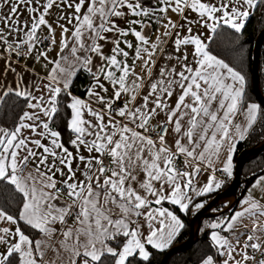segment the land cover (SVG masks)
<instances>
[{"label":"snow or ice","instance_id":"1","mask_svg":"<svg viewBox=\"0 0 264 264\" xmlns=\"http://www.w3.org/2000/svg\"><path fill=\"white\" fill-rule=\"evenodd\" d=\"M261 5L0 0V10L8 9L0 15L7 69L15 71L12 55L33 53L52 65L30 85L21 78L0 94V101H24L13 125H0V185L15 204L0 205V264H149V248L168 249L185 225L165 205L181 213L193 204L203 209L206 201L196 198L223 186L216 172L233 175L237 144L264 115L247 97L243 70L209 50L218 29L241 33ZM54 7L59 39L47 19ZM168 41L173 52L165 55ZM57 46L58 58H50ZM81 69L91 77L86 98L71 91ZM202 171L211 175L200 184ZM262 201L264 176L240 211L211 223L199 264H264ZM244 219L251 227L238 234Z\"/></svg>","mask_w":264,"mask_h":264},{"label":"trees","instance_id":"2","mask_svg":"<svg viewBox=\"0 0 264 264\" xmlns=\"http://www.w3.org/2000/svg\"><path fill=\"white\" fill-rule=\"evenodd\" d=\"M264 31V5L255 9L252 15L246 22L245 28L241 33H234L227 28L218 29L213 39L209 43V50L221 59L232 64L233 66L242 69L246 74L248 80L247 97L252 101L261 105L258 101L253 89V74L252 65L253 59L256 55V43L259 39L261 32ZM259 89L264 96V41L261 43V54L259 59ZM89 86L88 78L84 72H80L75 78L71 91L73 94L83 96L85 90ZM24 107V101L14 95L5 97L0 106V125L12 126L14 121L18 118L21 109ZM262 109L264 107L261 105ZM64 111H69L65 109ZM59 123V121H58ZM62 131V136L67 141L70 133L61 126L59 129ZM264 143V115L259 116L256 124L249 131L247 138L241 142L235 153V163L242 157L244 150L261 146ZM264 172V151L255 155H250L242 161L241 178L242 183L239 187L235 203L245 191V187L252 182V180L259 174ZM232 178L226 180L222 188L209 197H202L205 205L209 203L220 191H223L231 182ZM8 201L12 207H15L12 201V194L8 189L0 185V205ZM221 201V200H220ZM220 201L213 207H217ZM234 203V204H235ZM170 206V205H169ZM172 210L176 211L177 215L182 219L185 227L175 239L173 244L163 252L151 249L152 257L149 264H160L167 251L175 245L184 242L190 234V221L193 212L181 213L177 208L170 206ZM212 212V211H211ZM231 210L228 211V214ZM210 244V232L208 230L202 231L200 229L197 239L190 245L178 250L173 254L166 264H199L200 258L204 252L208 251ZM214 251V249H213Z\"/></svg>","mask_w":264,"mask_h":264},{"label":"crops","instance_id":"3","mask_svg":"<svg viewBox=\"0 0 264 264\" xmlns=\"http://www.w3.org/2000/svg\"><path fill=\"white\" fill-rule=\"evenodd\" d=\"M7 12H8V9H7V7H5L3 10H0V15L6 14ZM253 12H254V10H253ZM60 14H61L60 10L54 7L51 10L50 15L47 17L49 23H51L53 28L56 29L57 39H59L60 29L57 26V24L55 23V21L57 20V18H58V16ZM26 15L27 14L25 13V16ZM169 16L171 17V19L173 21H175L177 23H182L183 22L182 18L180 16L176 15V14L169 13ZM21 19H24V17H22ZM158 27L159 26H157L155 24H153V26H152V39L153 40H155L156 30H157ZM159 31L163 32V28L160 27ZM41 34L42 35H46L47 34V29L45 28L43 30V33H41ZM129 39H134V38L129 37ZM162 47L164 48L165 55L172 54L173 47H172L171 41H168L167 43L162 45ZM105 50L107 51V48ZM58 52H59V47L57 46L49 53L50 58H58L57 57V53ZM34 56H35V53H33L32 56L23 57V58L10 57L11 67H12V69L15 70V71H12V70H8L7 67H6V59H8L7 55L4 52L0 51V94L3 93V91L5 89V86H7V87H15L16 83L21 81V78H23V83L26 86H28V85H30L32 83V81L34 79H37L38 77L45 76L51 70L52 65H47L46 66V62L45 61H43V60L36 61L34 59ZM157 57L158 58L160 57V53L159 52L157 53ZM69 59L71 60V57ZM158 62H162V60H159ZM65 66H67V65H65ZM80 72H84L86 74V77L88 78V81H89L88 73L81 69V70H79L77 72V75ZM77 75H76V77H77ZM75 78L73 79V82H74ZM89 85H90V81H89ZM73 95L81 97V98H86L85 94L83 96H79V95H76V94H73ZM2 101H0V106L2 104ZM243 141H240L237 144V147ZM237 147H236V151H237ZM236 151H235V153H236ZM235 153L233 154V175H234L235 166H236ZM209 175H211V171L205 172L197 182L200 183V184L205 183L207 181V178H208ZM233 175L230 178H232ZM216 176H217L218 179H224L225 182H226L227 179H229L227 177L225 179L222 176L217 175V174H216ZM260 176H264V172H262L261 174L257 175L252 180V182H250V184L247 185V187H245V191L242 193V195L239 197V199L236 201V203H235V200H236L235 197H233V198L232 197H230V198L227 197L226 199L222 198L221 201H220V204L217 207L211 209V211L213 213H217V215L215 217H212V218H206V219H211V221H209V224L207 225V228H205V229L208 230L209 232H211L212 231V229L210 228L211 223L217 222V221H219V220H221V219H223L225 217H230L235 211H240L241 210V202L248 196L249 190H252L253 184L255 183V181ZM220 189H218V190H220ZM255 192H256L258 197L261 195V193L259 192L258 189L255 190ZM211 194H208L205 197H209ZM201 198L202 197L196 198L195 203L203 202L204 200L202 201ZM262 202H264V201H262ZM165 206L170 208L171 205L169 206V205L166 204ZM229 210H231L230 214H228ZM196 211L197 210L195 209L194 204H193L191 206L190 212L196 213ZM203 223L204 222L202 220L200 222V224L196 223V226L199 225L200 229H201L202 226H203ZM244 224H247L249 228L251 227L250 221L247 220V219H244L242 221V223L238 224V226H237V233L238 234L245 231ZM217 231H219V230H217ZM222 234L228 235V233H222ZM149 251H150V248H149Z\"/></svg>","mask_w":264,"mask_h":264},{"label":"water","instance_id":"4","mask_svg":"<svg viewBox=\"0 0 264 264\" xmlns=\"http://www.w3.org/2000/svg\"><path fill=\"white\" fill-rule=\"evenodd\" d=\"M264 41V31L261 32L259 39L256 43V55L253 59V65H252V74H253V89L254 93L258 99V101L261 103V105L264 107V96L262 95L260 89H259V59L261 54V43ZM264 151V143L261 146H257L251 149L244 150L242 153V157H240L236 163L235 166V172L232 177V180L230 184L223 190L220 191L209 203L205 205L203 209L198 210L191 218L190 221V234L189 237L182 242L181 244L175 245L172 248H170L167 253L164 255L162 261L160 264H166V262L169 260V258L178 252V250L183 249L184 247L190 245L192 242H194L199 234L200 226H196V223L200 224L202 218H212L217 215V213L211 212V209L222 199L227 197H237L239 187L242 183L241 178V167H242V161L249 157L250 155H255L260 152Z\"/></svg>","mask_w":264,"mask_h":264},{"label":"built area","instance_id":"5","mask_svg":"<svg viewBox=\"0 0 264 264\" xmlns=\"http://www.w3.org/2000/svg\"><path fill=\"white\" fill-rule=\"evenodd\" d=\"M41 50H43V48H41ZM5 54H6V53H5ZM6 55H7V54H6ZM11 57H17V56L12 55ZM19 58H23V56H22V57H19ZM89 81H91V77H90V76H89ZM204 173H205V171H202L201 174L198 175V176L196 177V181H198ZM216 174H217V175H220V176H222L223 178L226 179V177H224V176L222 175V173H220V172H216Z\"/></svg>","mask_w":264,"mask_h":264},{"label":"rangeland","instance_id":"6","mask_svg":"<svg viewBox=\"0 0 264 264\" xmlns=\"http://www.w3.org/2000/svg\"><path fill=\"white\" fill-rule=\"evenodd\" d=\"M229 198H230V197H229ZM232 198H233V197H232ZM224 199H226V198H224ZM197 211H198V210H197ZM197 211H196V212H197ZM229 214H230V213H229ZM202 220H203L204 223H203V226H202L201 230H202V231H205V230H206L205 228H207V225L209 224V221H211V219L202 218ZM202 220H201V221H202Z\"/></svg>","mask_w":264,"mask_h":264}]
</instances>
